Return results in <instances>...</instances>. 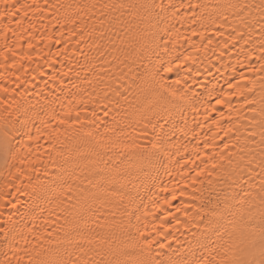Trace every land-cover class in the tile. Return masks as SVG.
I'll list each match as a JSON object with an SVG mask.
<instances>
[{"label":"snow or ice","instance_id":"6c2138e0","mask_svg":"<svg viewBox=\"0 0 264 264\" xmlns=\"http://www.w3.org/2000/svg\"><path fill=\"white\" fill-rule=\"evenodd\" d=\"M50 7L58 10L56 4ZM84 7L89 12L101 9L102 18L89 33L97 34L89 46L95 49V55L81 53L84 61L77 60L79 67L71 62L67 68L60 66L53 76L54 82L59 78V94L54 90L52 99L43 103L37 100L35 105L23 99L16 103L7 96L0 98V157L7 170L0 188V264H264V107L259 121L253 116L252 122L235 129L236 135H230L233 127L220 128L216 121L217 128L228 137L223 147L235 141V151L213 156L205 153L202 159L196 149L191 153L194 159L174 160L181 148L170 142L165 126L174 125L177 110L185 105L195 107L187 88L177 87L182 83L180 69L195 61L189 54L177 55L165 63L158 52L165 37L178 35L173 21L200 20L203 27L202 21L211 18L212 13L207 11L211 8L224 22L228 15L239 20L240 27L234 29L232 39L242 42L241 50L259 26L257 59L262 61L260 70L264 71V0H225L216 4L199 0H115ZM29 10L43 15L35 0H0L3 33H14L11 25L15 22L19 28ZM80 18L78 12L76 19ZM192 35H198L196 30ZM164 50L166 54L174 51ZM98 59L112 70L103 67L98 72ZM192 71L189 66L187 72ZM173 72L177 79L169 84L165 74ZM196 73L201 74L199 69ZM240 78L247 79L243 75ZM228 87L235 89L229 95H244L237 85L229 83ZM0 91L7 93L9 89L0 84ZM224 102L222 98L216 100L217 104ZM245 103L255 102L245 97ZM220 115L223 117V113ZM125 128L133 132L139 129L144 136L151 128L149 146L142 147L138 137ZM114 159L119 163L110 167L108 161ZM165 159L169 165L184 169L178 172L187 182L180 196L204 180L211 184L209 177L214 172L220 177L217 183L222 186L207 196L199 187L193 188L192 200L199 201V206L181 203L175 208L185 217L189 230L193 225L205 224L201 235L207 237V243L196 239V233H192L195 243L189 242L187 248L181 245L172 249L171 241L157 240L165 231L166 240L168 236L175 239L173 221L176 226H186L170 210L177 199L175 191L163 204L156 199L150 202L155 209L163 208V219L149 213L147 207L141 210L137 184L150 183L153 170ZM189 165L195 167L189 169ZM189 171L195 174L189 175ZM10 189L17 193L14 198ZM106 205L113 211L104 213ZM9 208L14 212L4 217V210ZM13 215L21 220L27 216L31 223L22 224ZM148 215H153L151 230L147 222L141 223V218ZM37 219L42 222L37 224Z\"/></svg>","mask_w":264,"mask_h":264},{"label":"bare ground","instance_id":"6f19581e","mask_svg":"<svg viewBox=\"0 0 264 264\" xmlns=\"http://www.w3.org/2000/svg\"><path fill=\"white\" fill-rule=\"evenodd\" d=\"M26 2L32 3L33 0H26ZM109 2H115V0H35V4L43 10V15L39 11L34 13L29 10L28 16L24 18L21 26L17 28L14 22L11 25L14 33L9 32L6 35L3 33L4 26L0 25V84H4L9 89L7 93L0 91V98L7 96L9 101H15L16 103L23 99L35 105L37 100L43 103L46 99H52L54 90L59 94V78L57 77L54 82L53 76L60 66L63 65L67 68L68 63L71 62L79 67L76 64L77 60L84 61V55L81 53L95 55V49L89 46L96 40L97 34L92 33L90 35L89 33L94 24L98 26L99 18H102L99 16L101 9L97 7L89 12L84 6L93 3L102 5ZM174 2L179 3L180 0H174ZM193 2L195 3L197 0H193ZM199 2L216 4L224 3L225 0H199ZM52 4H56L58 10H53L50 7ZM60 5H71L72 7L61 8ZM77 5L81 7L77 8ZM207 11L212 15L211 18L202 21L203 27L200 20H197L196 23L187 20L173 21L178 35H173L170 39L165 37L158 49L159 55L165 63L177 55L186 56L189 54L193 56L195 61L194 63L190 61L180 69L182 83L177 86L187 88V92L190 94L189 99L195 107L185 105L183 109L177 110L174 125L171 127L165 126L170 142L176 143L181 148L180 154L174 157V160H180L183 157L192 160L194 157L191 153L196 149H199L202 159L205 158V153L213 156L217 152L230 153L235 151V141L229 144L228 148L223 147L224 143L228 141V137L224 136L223 132L217 128L216 121L219 122L220 128L233 127L234 132L230 135H236L235 129L242 128L243 125L252 122L253 116L256 117V121H259L261 118L260 110L264 107V71L260 70L262 61L257 59L260 55L259 26H257L252 40L249 41L248 45H243V50H241L242 42H234L232 39V36L235 35L234 29L240 27L239 20L234 19L226 12L228 21L224 22L221 17L215 14L214 9L210 8ZM78 12L80 13V19H76ZM71 20H75V23L69 22ZM193 30H196L198 35H192ZM81 33H83L82 38ZM183 37H187V40ZM208 38H211L210 44ZM58 40L59 43H57ZM252 41H255V43ZM194 46L200 50H195ZM165 48L174 49V51L166 54ZM5 57H8V59L5 60ZM108 59L110 60L111 56ZM52 65H55V68ZM96 65L98 72L103 67L112 70L110 65H103L99 59L96 61ZM189 66L193 69L191 74L187 72ZM250 68L256 70L251 71ZM196 69L200 70V75H197ZM241 75L247 77V79L242 80ZM17 77H19L18 81ZM165 78L171 84L177 79V76L175 72L166 73ZM65 82L67 83V80ZM17 83L19 86H17ZM229 83L237 85L244 92V95H229L235 92V89L228 87ZM25 89H27V92H25ZM245 97L255 103L246 104ZM221 98L224 99V104H217L216 100ZM89 107L93 106L90 105ZM14 108L15 103L13 104ZM253 108L255 109L254 112L252 111ZM212 109H215V111H212ZM206 110L208 112L207 118L205 117ZM131 111L133 110L129 109V112ZM2 112L3 108L0 107V113ZM57 112H59V109H57ZM220 113H223V117ZM37 126H39V121H37ZM124 130L137 136V142L142 147H148L153 138L151 128L147 136L140 133L139 129L136 132H133L131 128H125ZM157 132H159L158 129ZM172 151H175V149H172ZM108 155L112 156L113 154L109 153ZM120 159H123V157H120ZM108 163L111 167L113 164H118L119 159L110 160ZM199 163L200 161L197 160L196 164ZM188 167L189 169L194 168L195 165H189ZM208 168L211 170V163H209ZM12 171L15 173L14 168ZM178 172L183 173L184 169H178L174 163L169 165L165 159L163 165H157L153 170L151 182L143 186L138 183L136 189L139 193L138 204L142 205L141 210H143V207H147L149 213L160 219H163V208L155 209L150 202L156 199L163 204L164 199H170L171 193L176 192L177 199L172 201L170 210L174 215L180 216L181 220L185 221L186 226H176L173 221L172 231L175 239L168 236L166 240L167 231L157 237V240L161 243L171 241L170 247L172 249L180 248L181 245L187 248L189 242L194 244L195 239L192 233H196V239H200L205 243L208 242L207 237L201 235L205 232V224L193 225L189 230L185 217L182 213L175 212V208L181 203L186 206L195 203L199 206V201L192 200L193 188L199 187L203 195L207 196L209 191L212 189L219 190L222 186L217 183L220 177L214 172L212 177H209L212 180L211 184L204 180L203 184L193 185L187 189L188 194L180 196L179 193L187 182L181 180ZM194 174L189 171V175ZM5 176H7V170L3 158L0 157V188H2ZM16 183L19 184V181H16ZM163 188H167L168 191H162ZM10 191L11 197L14 198L17 195L15 189H10ZM24 211V209H21V212ZM37 211L39 210L37 209ZM102 211L109 213L113 209L106 205ZM13 212L14 210L10 208L4 210V217ZM192 214V211H190L189 215ZM153 215L141 218V223H148L149 230L152 228ZM13 219L20 221L22 224L31 223L30 218L27 216L21 220L19 216L13 215ZM41 222V219L36 221L37 224ZM159 222V219L155 221L157 226ZM176 228H179V230H176ZM49 231H52V229L50 228ZM53 235L55 236V233ZM154 247L159 251L157 245H154ZM70 251H74V249H70ZM164 252L166 257L168 249H165Z\"/></svg>","mask_w":264,"mask_h":264}]
</instances>
